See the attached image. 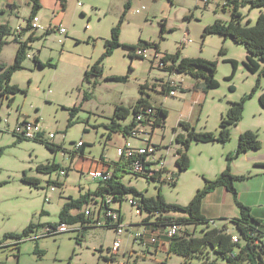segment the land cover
Here are the masks:
<instances>
[{
	"label": "rangeland",
	"instance_id": "rangeland-1",
	"mask_svg": "<svg viewBox=\"0 0 264 264\" xmlns=\"http://www.w3.org/2000/svg\"><path fill=\"white\" fill-rule=\"evenodd\" d=\"M40 1L41 24L45 29L52 30L49 34H45L44 29L36 31L38 36L30 42L27 53L29 56L24 59L23 68L12 75L11 84L17 85L21 90L14 95L9 94L8 97L0 95V240L8 232H21L32 222L59 221L63 200L58 197L59 190H55L47 193L52 198L51 202L45 201L49 174L39 171L38 165L56 160L57 164L69 166L72 164L70 151L75 150V145L80 140L93 143L85 147L88 161L93 162V159H100L102 156H117V145L121 143L122 135L113 133V140H108L110 131L103 125H98L97 130V127L90 126L88 134L85 131L88 121L91 125L97 120L106 122L117 105L131 106L141 96V88L145 83L148 85L144 94L154 103L163 102L173 112L180 109L179 98L166 95L162 91L161 83L169 78L170 66L167 69L160 67L159 60L154 59L155 53L160 57H167L179 50L181 56L218 61L216 77L220 86L212 89V96L224 105L245 99L243 119L234 127L232 140L225 144L193 142L188 151L191 166L182 173L176 164L179 156L173 127L167 125L164 131L157 132L153 141L170 147L166 158L170 170L176 172L177 184L164 183L159 185V189L157 183L129 173L124 176L125 184L132 185L148 196H156L160 190L167 202L186 205L205 185V175L202 174L205 166L211 167L212 171H219V174L225 162L227 163L226 155L234 151L230 150L237 145L240 134L253 130L258 134L261 148L235 158L231 162V171L238 175L253 174L248 179L236 181L237 190L240 194L251 190L259 191L254 198H261V204H264V174L254 176L256 168L252 162L256 157L264 160V106L260 102V96L264 93V76L252 73L244 66L247 49L241 43L226 44L225 37L211 33L203 37L208 24H213L217 19L227 22L232 20L231 7L226 5L229 4L228 0H211L209 4L198 0H131L130 8L120 26V41L123 44H135L137 47H148L147 57H132L127 46L115 48L103 62V74L98 77L97 85H93L96 78L94 76H91L90 81L84 80L86 69L104 52L106 40L111 38L112 29L119 24L125 12V4L129 0H82V6H78L76 0H68L65 10L61 8L60 0ZM16 4L19 5L20 13L13 15L12 27L19 33L28 24L32 2L16 0ZM250 5L248 3L239 7L244 16V25L255 24L260 14L264 13V6ZM6 6L0 10H5ZM137 9L141 12L138 13ZM59 22L68 29L66 34L54 31ZM31 32L34 31L28 30L19 39H27ZM7 39L8 44L3 47L0 62L10 65L16 58L19 43L14 40V34L8 35ZM35 55H39L44 62L51 60L56 66H37ZM231 56L239 61L233 75V64L226 61ZM115 75L128 76L127 81L112 80L111 77ZM186 75L176 78H191ZM85 92H89L90 98L84 99ZM76 105L80 110L75 116L74 124L67 127L69 110ZM25 117L29 120L40 118L43 128L48 133L55 134L47 140L61 149L53 151L42 141L19 140L13 133V128L19 118ZM212 125L216 124L211 118L208 126L215 127ZM84 161L86 164V160ZM227 165L228 163L226 167ZM91 171L93 170L85 169L81 179L77 171L71 172L65 194L71 192L78 196L79 182L86 187H95L98 180L92 177ZM25 175L40 179L38 186L26 183ZM131 196L127 195L122 202L123 221L128 225L138 224L143 227L146 215L137 214L129 203ZM118 203L114 201L117 209ZM90 204L94 212H97L100 202L94 201ZM261 206L256 205L254 208ZM45 207L50 209L49 213L41 214ZM168 213L180 216L176 212ZM223 220L218 219L211 225L222 227L228 224L231 230H235V223ZM202 228L204 226L201 224L195 234L199 235ZM190 229L194 230L191 226ZM83 232L84 238L79 243V233L70 231L39 239L42 255L36 250V240H23L19 253L17 239L9 238L7 241L10 246L0 247V264H184L186 260L175 253H171L170 257L166 252H159L157 257L146 256L144 252L133 253L141 245L134 242L129 232L119 236L115 229L100 226L89 227ZM118 238L122 243L119 253L115 254L110 248ZM129 251L127 257L121 256ZM210 256L214 258L215 255ZM200 260L199 257H193L187 264H200ZM223 261L220 259V262Z\"/></svg>",
	"mask_w": 264,
	"mask_h": 264
},
{
	"label": "trees",
	"instance_id": "trees-1",
	"mask_svg": "<svg viewBox=\"0 0 264 264\" xmlns=\"http://www.w3.org/2000/svg\"><path fill=\"white\" fill-rule=\"evenodd\" d=\"M32 2V13L29 15L28 24L21 32L16 33L15 29L9 23L0 24V55L2 53L3 47L8 44V35L14 34V40L18 42V49L16 53V58L13 63L8 65L6 63L0 62V95L8 97L9 94H16L21 90L17 85L11 84L12 75L16 71L23 68V61L28 56V47L30 42L35 40V32H31V35L25 39L21 40L20 37L25 36V32L32 29V19L38 15L39 9L41 8L40 0H31ZM129 0L125 4V12L120 18L118 25L113 27L111 32V38L106 40L105 50L95 63L88 66L85 72L84 80H91V76L96 77L93 81V85L98 84V77L103 74V62L110 56L114 49L121 46H127L130 49V55L132 57H140L136 54L135 44H123L120 41V32L122 22L126 15L127 10L130 8ZM229 4L227 6L231 7L232 20L224 21L221 19L215 20L213 24H208L205 26V32L203 37L207 34H217L221 35L224 40H232L233 42L241 43L244 45L246 50V59L244 60V66L252 73L264 76V13H261L255 24L247 25L242 24L244 16L239 10L240 5L251 4L252 7H263L264 0H228ZM5 10H0L3 13ZM164 26V25H163ZM165 28V26H164ZM164 30V29H163ZM51 31H44L45 34H49ZM158 47V44H157ZM143 58V57H141ZM168 59L172 60L170 71H177L182 74H187L195 78V80H201L205 90H212L220 86V82L216 77L218 61L210 60L203 57H183L180 51L177 50L175 54H169ZM34 61L37 66L40 67H54L56 66L51 60L44 62L39 57V55L34 56ZM226 61L231 62L233 65L232 75L235 73L239 61L237 59H227ZM128 76L115 75L111 77L112 80H118L119 82L127 81ZM165 85V84H164ZM144 84L141 88V96L138 99L135 106L128 107L124 105H117L114 109L113 117L111 121L108 122L106 127L110 132H120L126 135L129 134L132 125H134L135 116L138 108L143 105H152L149 103V99L145 96ZM233 88V86H231ZM90 98L89 92L84 93V99ZM260 102L264 106V93L260 96ZM79 106L72 107L70 109V117L68 125L74 124L75 116L79 110ZM245 110V99L241 101L231 102L229 109L226 111L225 115L222 116L219 125L218 132L209 131H198L194 126L187 122H181L179 124L180 128L186 131V134L177 133L174 141L180 146L177 149L178 158L176 160L177 166L180 168V173L191 166V160L189 158V149L192 142H223L227 143L232 140L231 127L238 125L243 119V111ZM159 116L163 119L167 117V111L164 108L157 107ZM133 113L134 119L131 123H120L125 121ZM2 117L0 116V121ZM40 119V118H37ZM176 130V129H174ZM18 137V136H17ZM19 140L27 139L18 137ZM28 140V139H27ZM37 141H42L51 150H60L56 144L49 142L46 139H34ZM258 139V134L253 130H247L240 134L239 140L237 142V147L235 151L230 152L226 155L227 167L222 170L216 178L205 179V185L200 188L195 197L189 201L186 205L176 204L167 202L162 195L161 191L158 190L156 196H148L143 191L137 190L135 187L129 184H125L124 176L129 173L133 175L129 170V165L125 161L116 160L113 162L112 176L107 181L98 180V186L94 192H88L80 197L73 198L70 196L66 197V202L59 212V221L56 223L68 222L70 224L82 222V223H92L93 218L90 216L86 218L85 206L91 203V199L95 197H100L101 201H105L106 197L113 195L114 201L123 202L124 198L131 194L137 197L144 208L147 211L154 213L160 211L162 216H158L159 221L155 223L156 225L168 224L172 219H176L179 223L190 224L191 227H195L193 232L185 230L183 233L174 235L170 239L168 244V252L175 253L176 255L183 256L186 258L185 261L193 258H201L200 264H264V219H259L254 217L252 213V208L249 205L242 203L238 199V190L236 187V181L244 179L246 176L238 175L232 173L231 162L248 152L249 150H259L261 144ZM84 145V144H83ZM83 153V146L79 151L73 152V154ZM60 164L52 161L47 164H40L37 166L39 171L42 173L50 174L60 168ZM69 169V168H68ZM180 175V174H178ZM24 181L34 186H38L40 179L35 177H27L25 175ZM51 184H55L50 182ZM177 184V181L176 183ZM58 185L62 186L63 183ZM222 186L233 193L236 198L237 206L240 209L241 215L239 217H233L229 221L235 223V230H231L228 224L221 226H212L213 221H209L202 211V201L205 196L211 193L216 187ZM160 186L158 185V188ZM160 189V188H159ZM93 197V198H92ZM74 210H77L75 214H72ZM120 212V220L123 221V216L121 215V208L117 209ZM168 212L179 213L180 216L170 215ZM52 223V222H51ZM40 224L32 222L29 226L24 228L21 232L16 233H6L3 240H0V244L9 238L17 239L16 243L19 247L20 240L28 237L32 231L36 228H43L44 226L51 224ZM204 226L199 235L195 234V230L198 226ZM91 226L86 227L89 228ZM114 225H110L109 228H113ZM84 234V232H82ZM78 236V243L82 241L84 235ZM234 234L237 236V240L233 239ZM36 250L39 253H43L38 246V239L36 241ZM214 254V258L210 255ZM223 259V262H220Z\"/></svg>",
	"mask_w": 264,
	"mask_h": 264
},
{
	"label": "built area",
	"instance_id": "built-area-1",
	"mask_svg": "<svg viewBox=\"0 0 264 264\" xmlns=\"http://www.w3.org/2000/svg\"><path fill=\"white\" fill-rule=\"evenodd\" d=\"M203 4H209L211 0H198ZM78 6H82V0L77 1ZM137 12L140 13L141 10L137 9ZM32 29L39 30L44 29L45 31L51 28L45 29V26L41 24L40 18L38 15L33 17ZM55 30L60 31V33H66L67 28L63 26L61 23L57 24ZM148 47L139 46L135 50L140 51V57H147ZM154 59L159 60V66L167 69V67L171 66L172 60L167 59V57L159 56L158 53H155ZM180 90V85L174 80H168L165 84V94L174 96ZM41 119L29 120L28 118H24L18 120L15 123L13 128V133L15 136L27 138L28 140L34 139H51L55 136L53 132L47 134L44 131V128L40 122ZM135 123L132 125L130 132L128 134V138L124 145L117 147V157L121 161L127 162L129 165V170L133 175H137L143 178H146L149 182H155L158 185L164 183H176L177 175L174 170H170L168 161L166 158L167 152L170 150L169 146H163V144H158L153 141L155 136V131L157 128L161 127L164 123L163 119L159 116L157 111V106L154 105H143L138 108L135 119ZM131 139L141 142L140 144L134 143ZM83 141H78L75 145V150L73 152L79 151L83 146ZM72 152V151H71ZM72 152V153H73ZM58 175L64 177L67 175V168H59L57 170ZM112 170H102L95 169L90 172L92 177L95 180L107 181L112 176ZM56 184H52L51 188L54 189ZM114 196L106 197L105 201H99L100 207L97 212H94L93 206L88 204V207H85V215L86 218L92 216V223H74L70 224L68 222L62 223H51L43 228H36L34 231L30 233L28 237L25 239H37L47 235L59 234L63 232H77L78 236H81L82 232L88 226H100V227H109L110 225H114L113 229L117 235H122L125 232H129L130 235L134 238V242L137 244H142L145 246H156V245H164L166 241L162 240V235L165 234L168 243H170V239L174 235H178L186 230L187 226L190 224L179 223L176 219H172L168 222V224L156 225L159 221L158 216H162L160 211L151 213L144 208L141 201L134 197L133 195L129 198V203L136 210L137 214L143 215L145 214V218L143 219V227L137 229L134 224H125L124 221L120 220V212L117 211V208L113 205ZM50 196L46 197L48 201ZM122 203V202H119ZM193 229L195 227H192ZM189 232L194 233L189 229ZM233 239L237 240V236ZM122 240L120 238L115 239L114 243H112V248L110 250L117 254L119 253V248L121 247ZM123 264V263H121Z\"/></svg>",
	"mask_w": 264,
	"mask_h": 264
},
{
	"label": "crops",
	"instance_id": "crops-1",
	"mask_svg": "<svg viewBox=\"0 0 264 264\" xmlns=\"http://www.w3.org/2000/svg\"><path fill=\"white\" fill-rule=\"evenodd\" d=\"M67 1L68 0H60L61 6H62L61 8L63 10L66 9ZM77 1L78 0H76V2ZM5 6H6L5 11L3 13H0V24L9 23L10 25H12L13 24V21H12L13 15L20 13L19 5L16 4V0H0V8L2 9ZM38 16H39V12H38ZM40 22H41V19H40ZM59 23H61V22H59ZM67 30H66V33L68 32ZM31 31H34L35 36H38L36 33L37 30L31 29ZM46 31H51V30L48 29ZM54 31H58V30H54ZM66 33H60V34H66ZM229 40L230 39H228V40L225 39L224 41L226 42V44H228V42H233L232 40L231 41H229ZM232 44H234V43H232ZM183 57H187V56L185 55ZM245 58H246V56H245ZM227 59H236V58L231 56V57H228ZM168 70L170 72L169 78H167L166 80L165 79L162 80V83H161L162 91H164V94H165V85L164 84H166V82L168 80H174L175 82H177L180 85V90L178 91L177 94H175L172 97H178L179 98V101L181 102V107L178 111L173 112L169 107L165 106V104L163 102H162V104L154 103L148 97L150 104L157 106L159 108H164V110L167 111V117L164 118L165 122L163 123V125L161 127L156 129L155 136H156L158 131H160V130L164 131L167 125L173 127L172 129H173L174 139L176 138L177 133L178 134L179 133L186 134V131L183 130L182 128H180V126H179V124H181V122L190 123L198 131L218 132L219 125L221 122V118L226 113V112L224 113V111H227L229 109L230 104L224 105V104H222L221 101L217 102L216 98L212 96V90H205L201 80L197 81V80H195V78H193L190 75L182 74V73L177 72V71H170V69H168ZM182 75H186V76H189L191 78L190 79L186 78L184 80L180 79V78H176L177 76L181 77ZM145 84L148 85V83H145ZM154 88L157 89L156 86ZM139 97L137 98V101H138ZM137 101L128 107L135 106ZM79 110H78V112H79ZM113 114H114V112H113ZM112 117H113V115L109 116L108 121H106V122L97 120V122H95V124H93V125H91L88 121L87 123L89 125L85 126V131L89 134L90 133V126L97 127L96 128V130H97L98 125H103V127H105L108 131H110L106 127V125L108 124V122L111 121ZM129 117H128L129 119H126L125 121H121L120 123H123V124L131 123L134 119L133 113ZM25 118H27V117H25ZM211 118H212L213 123L216 124V125H212V126H215L212 128L208 126L210 124ZM18 120H21V119L19 118ZM68 126L69 125H68V121H67V127ZM234 127H236V125L231 127L232 137H233ZM174 129H176V130H174ZM44 131L47 134H49L45 129H44ZM113 133H115V134L118 133V134L122 135L121 143L119 145H117V147L124 145L126 138H128V135H126L124 133H120L118 131L109 132L108 137H107L108 140L109 139L113 140V137L115 135ZM131 140L137 144L141 143V142L133 140V139H131ZM80 141L84 142V145H83L84 152L82 154L80 152L77 154H73L72 152L74 150L71 149L72 152L70 151V153H71L70 160H71L72 164H70L69 166H68V164H60L61 165L60 168H63V167L67 168V175L64 177H61L58 175V172L56 170V171L49 174V181L56 184L55 188L54 189L51 188L52 184L49 183V181H47V184H46V196H45L46 202H51V199H52L50 197V199L48 201L46 200V197L48 196L47 193H49L50 191L59 190L58 191L59 192L58 197H59V199L63 200V203H62L63 205H62L60 211L62 210V208H63V206L67 200L66 199L67 196L71 195V197L77 198V197L82 196L85 193L87 194L88 192H94L98 186V183H99V181H97L95 187H90V186L86 187L85 185H82L79 182L78 183V185H79L78 196H74L73 194H71V192L69 194H65V190L67 189V181L70 178L71 172L74 173V171L75 172L77 171L79 173V176L81 179L82 176L84 175L85 169H87V171L95 170V169H102L104 171L107 169L113 170V167H114L113 162L116 160L117 161L119 160V158L117 156L114 158H107L106 156L105 157L102 156L100 159H93V162L88 161L87 156H85V152H86L85 147H86V145H92L93 143L88 142V140H80ZM192 143H191V145H192ZM196 143H200V142H196ZM204 143H208V142H204ZM214 143H219V142H214ZM220 143H223V142H220ZM158 144H162V143H158ZM236 147H237V145L233 146L230 151H233V150L235 151ZM179 148H180V146L178 145V149ZM252 151L255 152L258 150L252 149L243 155H248ZM168 152H167V154H168ZM167 154H166V156H167ZM84 157H85V159H84ZM84 160H86V162H87L86 164L84 163L85 162ZM252 160H253L252 162L254 164V167L256 168V171L254 172V176H260L261 174H264V160H259L257 157L253 158ZM226 164L227 163L225 162V166L222 167L223 170L226 168ZM222 169H220V170H222ZM258 169H261V171L259 172ZM212 170L213 169L211 167L209 168L208 166H205V170H204V172H202V174L205 175L204 177H207V179H214L217 177V174L219 171H212ZM244 176H246L244 179H248V178L252 177L253 174H251L250 176H247V175H244ZM241 180H243V179H241ZM204 181H205V179H204ZM59 183H63V185L60 186V185H58ZM255 193H259V191H257V190L252 191L251 190V192H247L246 194L245 193L240 194L238 192V199L242 203L249 205L252 208V213H253L254 217L259 218V219H264V207H263L264 204H261V201H262L261 198H259V199L257 198L255 200V198H254V195H256ZM94 201L95 202L100 201V197H95V198L91 199V203ZM118 204H119V207H118V209H119V208H121L122 203H118ZM113 205L116 206L114 203H113ZM256 205H262V206L256 209V208H254ZM49 211H50V209L45 207L43 209V211H41V214H48ZM202 211L205 214L204 216L209 221H213V222H216V220H218V219H224L223 221H229L231 218H233V217L237 218L241 215L240 209L236 203L235 196L233 195L232 192H230L229 190H227L225 187H222V186L216 187L211 193H209L208 195L205 196L204 200L202 201ZM76 212H78V211L74 210L71 213L75 214ZM48 223H51V222H48ZM40 224H47V222L46 223H40ZM135 226L137 227V229L141 228L138 224H136ZM217 226H220V225H217ZM189 229H190V226H187L186 230H189ZM44 237H46V236H43L41 238H44ZM41 238L39 237L37 239L41 240ZM161 238L163 241H166L164 245L145 246V245L140 244L141 248L139 250H135L132 252L136 253V254H140L141 252H144L146 254V256H154V257H157L159 252H166L168 257H170L171 253L168 252V244H169L168 239H167L165 234H163ZM37 239H31V240L37 241ZM7 240L4 241L3 243H1L0 247L10 246V243ZM23 240L26 241L28 239L24 238V239L19 241L20 242L19 247H18L19 253H20V249L22 246L21 243ZM38 246H39V242H38ZM129 253H130V251L128 253H125L123 255L120 254V255L125 258V257H127V255ZM18 257H19V254H18ZM187 261H184V264H187ZM1 264H4V263H1Z\"/></svg>",
	"mask_w": 264,
	"mask_h": 264
},
{
	"label": "bare ground",
	"instance_id": "bare-ground-1",
	"mask_svg": "<svg viewBox=\"0 0 264 264\" xmlns=\"http://www.w3.org/2000/svg\"><path fill=\"white\" fill-rule=\"evenodd\" d=\"M136 54H137V55H140V51L136 50Z\"/></svg>",
	"mask_w": 264,
	"mask_h": 264
}]
</instances>
